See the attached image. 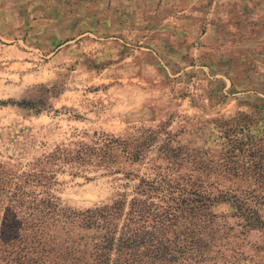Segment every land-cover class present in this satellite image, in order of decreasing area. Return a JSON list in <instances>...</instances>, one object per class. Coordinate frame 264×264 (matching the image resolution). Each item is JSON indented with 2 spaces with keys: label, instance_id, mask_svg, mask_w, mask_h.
Returning <instances> with one entry per match:
<instances>
[{
  "label": "rangeland",
  "instance_id": "rangeland-1",
  "mask_svg": "<svg viewBox=\"0 0 264 264\" xmlns=\"http://www.w3.org/2000/svg\"><path fill=\"white\" fill-rule=\"evenodd\" d=\"M139 8L131 0H0V168L21 171L57 146L142 127L182 147L175 176L262 194L264 0H210L179 15L161 0ZM181 16L196 23L178 26ZM236 138L241 145L223 166L194 170L193 158L216 162ZM113 165L140 175L150 162ZM86 175L54 172L65 206L107 203L135 183L103 167ZM209 210L194 248L174 264H264V230L247 227L229 202ZM258 211L264 220L263 200Z\"/></svg>",
  "mask_w": 264,
  "mask_h": 264
},
{
  "label": "trees",
  "instance_id": "trees-1",
  "mask_svg": "<svg viewBox=\"0 0 264 264\" xmlns=\"http://www.w3.org/2000/svg\"><path fill=\"white\" fill-rule=\"evenodd\" d=\"M233 142L216 162L193 158L194 170L223 166L241 145L237 138ZM153 151L158 153L149 157ZM182 154L181 146H170L168 138L161 143L140 127L126 137L103 134L89 144L57 146L21 171L0 168V264H174L194 248L196 228L214 216L209 208L219 202H229L247 227L264 230L258 211L264 192H216L204 187L200 176H175ZM119 158L131 164L148 159L150 165L140 175L121 171L112 167ZM65 167L86 179L87 172L103 167L135 183L130 192L117 191L110 202L76 210L52 190L54 172Z\"/></svg>",
  "mask_w": 264,
  "mask_h": 264
},
{
  "label": "crops",
  "instance_id": "crops-1",
  "mask_svg": "<svg viewBox=\"0 0 264 264\" xmlns=\"http://www.w3.org/2000/svg\"><path fill=\"white\" fill-rule=\"evenodd\" d=\"M132 3L137 7L140 6L139 10L144 12L143 10L146 9V6L152 5L154 0H131ZM159 2V0H156ZM210 0H161V5L165 4L169 7L173 6L174 8H178V15L179 13L187 12L186 9L194 8V6L205 5ZM177 11V10H176ZM176 24L178 26H183L185 22L192 23L193 25L196 23V18L194 16H181V18L177 19ZM191 25V24H190Z\"/></svg>",
  "mask_w": 264,
  "mask_h": 264
}]
</instances>
